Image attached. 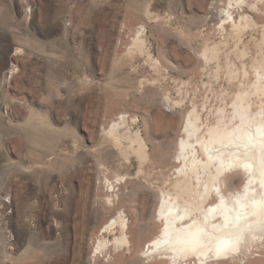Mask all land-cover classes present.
I'll use <instances>...</instances> for the list:
<instances>
[{
	"label": "rangeland",
	"instance_id": "374dc122",
	"mask_svg": "<svg viewBox=\"0 0 264 264\" xmlns=\"http://www.w3.org/2000/svg\"><path fill=\"white\" fill-rule=\"evenodd\" d=\"M131 1L0 0V238L6 246L4 255L0 247V264H169L159 259L145 261L134 249L121 257L109 250L94 263L97 231L118 211L102 206L106 192L99 166L105 167L116 189L125 185L118 190L117 206L128 209L129 216L135 214L130 218L129 234L140 250L159 231L153 214L158 205L156 192L179 166L174 154L187 112L196 106L204 121L209 109L222 104L226 92L236 91L238 82L228 83L223 72L216 75L215 60L206 67L196 55L204 43L202 38L208 43L218 41L214 31L217 18L207 14L209 0H205L208 6L204 0L201 6L196 0H146L151 2V15L160 17L157 21L146 18L144 0H139V7L129 4ZM26 8L31 10L28 17ZM69 17L72 27L66 29ZM130 20L134 27L146 25L152 54L164 65L158 76L144 58L116 64L130 44ZM251 38L259 40L260 34L244 36L249 56L256 55ZM12 48L13 52L20 49L21 55H14ZM235 56L231 58L239 64ZM249 56L239 58L248 71V78L240 77L244 84L252 80ZM10 62L19 72L5 83ZM131 67L139 71L137 82L142 77L154 79L155 88L144 86L139 95L137 82L130 86L120 80L107 86L110 75L123 78ZM84 77L92 80L91 86L85 85ZM165 94L170 98V110L163 106ZM121 108L142 121L140 131L151 160L143 168L148 181L143 174L136 176L135 147L124 160L113 146L102 144L114 109ZM31 116H40L42 123L31 120L36 126H30ZM141 118H148L150 125L142 124ZM207 120L212 122L211 117ZM21 126L23 136L18 132ZM30 127L39 137L38 151L26 145ZM133 127L132 132L137 129ZM243 181L240 173L228 179L234 189H240ZM129 192L134 195L130 197ZM6 198L9 203L2 205ZM106 237L112 240L111 235ZM258 263L264 264V246L221 264Z\"/></svg>",
	"mask_w": 264,
	"mask_h": 264
},
{
	"label": "bare ground",
	"instance_id": "6f19581e",
	"mask_svg": "<svg viewBox=\"0 0 264 264\" xmlns=\"http://www.w3.org/2000/svg\"><path fill=\"white\" fill-rule=\"evenodd\" d=\"M196 1H200V6L203 3L201 0ZM206 1L204 0L207 5ZM132 2L136 6L139 5V0H132L129 4ZM141 4L144 5L142 7L149 21H157L160 18L151 15L150 1L144 0ZM208 10V17L217 18L214 31H217L218 41L208 43V40L203 41L202 38L204 43L196 55L203 60L206 67L215 60L216 75L223 72L228 83L237 81V89L234 92H226L222 104L208 110L204 119L205 124L196 106H192L185 119L183 118V136L179 139L174 154V160L179 166L175 168L172 179L166 180L158 190L156 188L158 205L154 208L156 211L153 214L154 221L156 219L159 223V231L145 242L140 250L139 247L136 249L133 246L129 234L132 215L126 214L128 209L117 206L121 196L118 190L123 185L116 189L115 182L109 179L105 167L99 166L102 188L106 192L101 204L104 210L112 212V209L117 208L118 211L114 212L115 216L107 219L106 223L103 222L97 231L98 237L92 255L94 263L99 259L98 255L104 256L103 253L107 254L109 250L121 257L124 253L131 254L134 249L133 251H138L137 256L143 257L145 261L159 259L169 264H188L189 261H193V264H221L242 254L246 257L252 254L254 248L264 246V0H209ZM30 12V9H25L26 15ZM131 21L130 24L126 23L127 27L132 24L128 28L130 35L132 34L130 44L116 64L120 65L125 59L131 63L134 58H144V63L150 66L155 76H158L164 65L161 59L152 54L153 46L148 29L144 24L134 27ZM126 24L122 23L121 26ZM71 25L69 17L66 19V29ZM247 33L260 34L259 40L251 38L256 55L249 56L246 49L243 38ZM232 54H236L239 64L231 58ZM246 56L250 58L252 80L247 79L244 84L240 77L248 78V71L246 63L239 58ZM131 69V73L123 78L117 79L110 75L105 81L107 86L121 81L130 86L135 85L139 71L137 68ZM18 72L19 68L11 63L4 76L5 83ZM88 78L84 81L87 86L92 81ZM142 78L137 82L139 86L137 85L136 91L139 95L143 94L145 87L155 88L156 85L154 79ZM162 99L163 106L170 110L169 96L165 94ZM114 111L115 118L108 117L110 120L104 129L102 144L113 146L124 160L128 159L129 150L135 147L133 152L139 162L136 176L144 175L143 168L151 160L148 144L140 131L141 120L137 115L131 117L122 108L120 111L115 109ZM3 113L8 114L7 108ZM143 116L145 117V114ZM210 117L211 123L207 120ZM39 118L31 116L28 120L30 126H36L31 120L42 123V119ZM147 119H142V124L150 125ZM129 122L137 127L134 132L130 130L133 127L131 124L128 128ZM144 127L145 125L143 130ZM22 130L21 126L18 129L21 135ZM38 138L34 129L30 127L25 138L26 145L38 151L40 149ZM234 173H240L244 178L240 189L229 186L228 179ZM143 175L141 177L148 181V176ZM119 180L122 182L123 178ZM123 188L121 190H124ZM130 194L134 195L129 192ZM9 201V198L4 199L2 205ZM135 205L133 207H136ZM107 235L112 236L111 241ZM0 247L4 255L6 246L3 238H0ZM25 254L26 252L23 256ZM259 258L261 259L260 256Z\"/></svg>",
	"mask_w": 264,
	"mask_h": 264
},
{
	"label": "crops",
	"instance_id": "0c3cea01",
	"mask_svg": "<svg viewBox=\"0 0 264 264\" xmlns=\"http://www.w3.org/2000/svg\"><path fill=\"white\" fill-rule=\"evenodd\" d=\"M19 50H20V49H15L14 52H16V53H14V52H13V48H12L11 52H13L14 55H15V54H17V55L19 54V55H20V53H22V52H18ZM20 51H21V50H20ZM11 63H13V62H10L9 64H11ZM8 66H9V65H8Z\"/></svg>",
	"mask_w": 264,
	"mask_h": 264
}]
</instances>
